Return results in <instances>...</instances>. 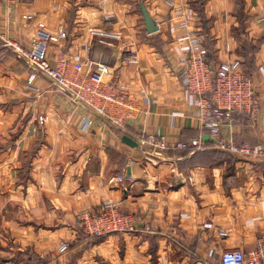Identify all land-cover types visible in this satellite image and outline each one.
<instances>
[{
    "label": "crops",
    "instance_id": "obj_1",
    "mask_svg": "<svg viewBox=\"0 0 264 264\" xmlns=\"http://www.w3.org/2000/svg\"><path fill=\"white\" fill-rule=\"evenodd\" d=\"M167 1L0 0V264H221L223 252L247 257L264 237V0ZM142 5L158 32L147 33ZM40 22L68 33L49 50L54 63L63 52L85 72L107 66L140 112L119 127L42 77L30 86L27 61L5 41L29 48ZM192 31L212 65L251 63L259 112L236 116L222 137L260 155L124 143L206 138L180 82L181 39ZM127 54L140 63L123 62ZM107 200L122 203L133 230L86 237L77 216L99 214Z\"/></svg>",
    "mask_w": 264,
    "mask_h": 264
},
{
    "label": "built area",
    "instance_id": "obj_2",
    "mask_svg": "<svg viewBox=\"0 0 264 264\" xmlns=\"http://www.w3.org/2000/svg\"><path fill=\"white\" fill-rule=\"evenodd\" d=\"M3 1L11 6L17 0ZM166 3L175 8L173 1L168 0ZM32 18L23 17L26 20ZM177 18L181 20L178 28H186L188 23L183 21L184 13H177ZM108 25H111L110 21ZM67 38L68 33L63 26L52 33L47 30L45 23L40 22L29 48L14 41L6 40L5 44L15 48L18 55L27 61L31 70L28 78L30 86H34L37 79L42 77L68 93L75 102L123 127L127 120L140 112V108L127 95L126 87L120 84L117 74L104 65H96L91 71L85 72L83 65L72 63L63 52L59 54L56 63L49 58L50 48L57 47ZM181 40L186 43V48L179 57L180 82L189 105L196 110L206 138L170 145L162 135L149 136L140 139L138 147L145 152H150L149 149L152 148L158 151H203L209 149L211 144L214 149L242 157L260 155L263 151L260 146H239L222 137V129L233 123V112L247 113L255 121L260 109V100L254 90L252 78L246 74L243 63L232 60L212 65L204 38L195 31L189 32ZM123 62L137 65L140 58L137 54H127ZM39 122L43 124L44 118L40 117ZM91 126L92 120L86 119L82 132L89 133ZM117 181L123 183L124 178L120 177ZM76 222L89 238L133 230L130 219L122 212V203L113 200L105 201L99 214H79ZM67 249V245H62L60 252ZM220 261L221 264H264V237L256 241L254 249L247 257L241 250H229L222 253Z\"/></svg>",
    "mask_w": 264,
    "mask_h": 264
},
{
    "label": "water",
    "instance_id": "obj_3",
    "mask_svg": "<svg viewBox=\"0 0 264 264\" xmlns=\"http://www.w3.org/2000/svg\"><path fill=\"white\" fill-rule=\"evenodd\" d=\"M141 8H142V14H143V17H144L147 33L148 34H153L155 32H158L159 31L158 27L156 26V24H155L154 20L152 19V17L146 11V8L144 7V5H142ZM123 141H124L125 144H127L128 146H130L132 148L138 147V143L134 139L129 137V136H124L123 137Z\"/></svg>",
    "mask_w": 264,
    "mask_h": 264
},
{
    "label": "trees",
    "instance_id": "obj_4",
    "mask_svg": "<svg viewBox=\"0 0 264 264\" xmlns=\"http://www.w3.org/2000/svg\"><path fill=\"white\" fill-rule=\"evenodd\" d=\"M205 46H206L207 49H208V45L205 44ZM208 51H209V50H208ZM209 61H210V52H209ZM210 63H211V61H210ZM218 64H219V63H218ZM215 65H217V64H215ZM247 69H248V71L245 70V72H246V74H247L248 76H250V75H251V70L253 69L251 63H249ZM250 77H251V76H250ZM238 115H242L243 117H246V118H249V119L251 118L250 115L247 114V113H240V112H238V111H235V112H233V119L235 120V119H236V116H238ZM186 151H189V150H186ZM190 151H191V150H190ZM191 152H192V151H191ZM110 235H111V234H110ZM104 236H106V235H103V236H100V237H96V239H98V238H102V237H104Z\"/></svg>",
    "mask_w": 264,
    "mask_h": 264
}]
</instances>
